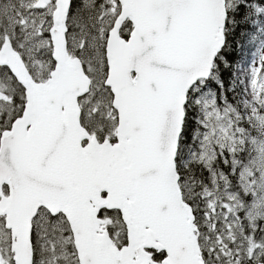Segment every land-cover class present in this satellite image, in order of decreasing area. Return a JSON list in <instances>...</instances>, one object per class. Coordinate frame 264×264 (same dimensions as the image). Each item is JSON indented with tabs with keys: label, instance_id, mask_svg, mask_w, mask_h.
<instances>
[{
	"label": "snow or ice",
	"instance_id": "1",
	"mask_svg": "<svg viewBox=\"0 0 264 264\" xmlns=\"http://www.w3.org/2000/svg\"><path fill=\"white\" fill-rule=\"evenodd\" d=\"M0 264H264V0H0Z\"/></svg>",
	"mask_w": 264,
	"mask_h": 264
}]
</instances>
